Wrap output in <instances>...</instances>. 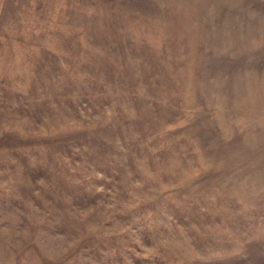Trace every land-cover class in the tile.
<instances>
[{"label": "rangeland", "instance_id": "rangeland-1", "mask_svg": "<svg viewBox=\"0 0 264 264\" xmlns=\"http://www.w3.org/2000/svg\"><path fill=\"white\" fill-rule=\"evenodd\" d=\"M40 1L0 29V264H264V0Z\"/></svg>", "mask_w": 264, "mask_h": 264}, {"label": "crops", "instance_id": "crops-1", "mask_svg": "<svg viewBox=\"0 0 264 264\" xmlns=\"http://www.w3.org/2000/svg\"><path fill=\"white\" fill-rule=\"evenodd\" d=\"M36 1H37L36 3L41 4L40 0H36ZM36 3H35V0H0V29H2V27L5 28V24L7 22H9L14 15L19 13V12L14 10L15 11L14 13H16V14H14L12 16L13 12L11 11V9L16 7L20 10V9H22V8H20L21 6H25L26 4H33L34 5ZM20 14H22V13H19V15Z\"/></svg>", "mask_w": 264, "mask_h": 264}]
</instances>
